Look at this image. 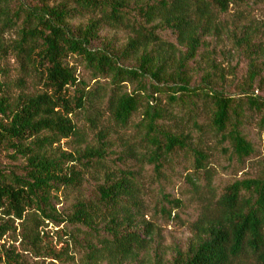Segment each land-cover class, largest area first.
<instances>
[{"label": "trees", "instance_id": "obj_1", "mask_svg": "<svg viewBox=\"0 0 264 264\" xmlns=\"http://www.w3.org/2000/svg\"><path fill=\"white\" fill-rule=\"evenodd\" d=\"M240 2L243 0H64L51 6L50 0H0L4 26L17 30V40L11 46L19 67L43 87L38 94H20L11 101L2 91L6 85L0 86V149L12 160L25 162L17 168L20 174L0 170V209L5 216L22 223H33L39 217L85 227L98 241V246L88 244L93 258L129 257L145 251L151 226L143 219L146 205L141 199L142 188L129 170L105 172L103 182L90 196L77 199L67 219L56 215L52 205L56 197L52 194L81 189L93 166L102 167L106 156L114 153L102 132L98 146L84 149L77 157L67 153L56 156L51 150L54 143L79 136L71 120L75 112L89 109L98 113L92 100L97 99L100 105L105 99L78 81L64 59L77 56L95 79L110 80L105 110L116 126L126 127L131 116L144 106L138 125L142 129L139 143L144 146L140 157L153 166L157 176L181 154L191 155L195 171H205L207 156L201 145L207 132L228 141L237 158H246L252 147L239 131L241 99L235 102L210 87L212 73L206 75L201 91L191 89L187 67L205 43L204 38L218 35L219 17L231 4ZM81 11L95 15V19L85 28H75L70 22ZM106 26L129 36L117 52L107 45L92 47L100 28ZM162 31L173 34L185 48L176 60L170 53L173 45L159 35ZM233 37L249 54L260 49L259 44L250 42L249 35ZM4 49L0 47V53ZM127 59L136 61L135 69L123 65ZM136 81L137 90H120L123 83ZM73 87L76 94L70 97L67 92ZM161 94L166 98L164 109L153 105L155 95ZM243 94L249 107L264 108V99L248 97L246 91ZM178 107L179 114L174 112ZM202 114L209 116L207 124L199 122ZM125 158L117 159L123 162ZM161 201L160 213L167 216L170 209L180 205L167 195ZM6 227L0 226V236ZM193 229V239L185 250H175L166 263L155 256L154 264H264V178L226 187L212 207L202 211ZM33 230L24 236L30 238L32 247L39 235L33 236ZM51 256L57 258L55 253ZM0 264H19L18 256L4 252Z\"/></svg>", "mask_w": 264, "mask_h": 264}, {"label": "rangeland", "instance_id": "obj_2", "mask_svg": "<svg viewBox=\"0 0 264 264\" xmlns=\"http://www.w3.org/2000/svg\"><path fill=\"white\" fill-rule=\"evenodd\" d=\"M63 1L50 0L49 5H58ZM3 16L0 13V47L5 48L0 53V86L6 85L2 91L7 93L11 101L20 94H38L43 91L42 83L20 69L11 46L17 40V30L6 28ZM93 19L95 15L81 11L70 24L75 28H85ZM219 22L221 27L218 35L205 37V43L199 48L195 59L187 64L189 86L201 91L206 75L212 73L210 87L230 96L235 102L241 99L243 114L239 116V131L252 147V153L239 159L233 154L228 141L207 132L201 145V150L207 156L205 171H195L191 155L181 154L174 162L165 165L164 171L157 176L153 166L140 157L144 152L141 147L144 146L139 143L142 129L138 125L143 120L144 106L131 116L126 127L116 126L105 110L110 80L95 79L81 58L70 55L64 59V63L76 79L86 83L87 89L96 90L99 97L103 95L105 99L100 105L96 104L99 103L97 99L92 100L98 113L89 109L75 112L71 120L79 136L62 139L54 143L51 150L56 156L67 153L77 157L86 148H96L98 134L102 132L107 134L114 153L106 156L102 167L93 166L85 175L81 189H62L52 194L56 197V200H52L56 215L67 219L77 199L90 196L94 187L103 182L105 172L129 170L136 174L142 188L141 199L146 205L143 219L151 226L148 248L129 257L93 258L88 244L98 246V241L87 228L68 221L58 224L53 220H40L39 217L33 223H22L5 216L0 209V226H7L5 234L0 236V254L10 251L18 256L19 264H154L155 256L166 263L173 258L175 250L186 249L194 236V222L206 207H212L226 187L237 181L264 178V108L255 110L249 107L243 94L246 91L248 97L264 99V0H243L231 4L228 11L219 17ZM243 33L249 35L251 43L259 44L260 49L249 54L244 47L238 46L233 36L238 38ZM159 35L173 45L174 50L170 53L174 60L184 53L185 48L177 43L173 34L162 31ZM128 38L124 31L101 27L92 47L101 49L107 45L117 52L125 46ZM136 64L133 59L123 61V65L129 69H135ZM146 82H150V79H146ZM75 89H68L70 97L75 96ZM137 89V81L123 83L120 87L126 93ZM154 99L157 101L153 105L157 103L163 109L166 107L165 94L155 95ZM174 112L179 114L181 110L178 107ZM208 119L207 114H202L199 122L207 124ZM128 150L132 153L126 152ZM9 155L0 149V170H12L20 174L17 168L25 163L24 160H12ZM118 156L126 158L121 162ZM163 195L180 202L179 208L170 209V216L160 213ZM163 205L169 210L165 203ZM138 221L141 222V217ZM30 228L34 229L33 236L39 234L34 247L28 243L30 238L24 237ZM52 253L57 258H53Z\"/></svg>", "mask_w": 264, "mask_h": 264}]
</instances>
